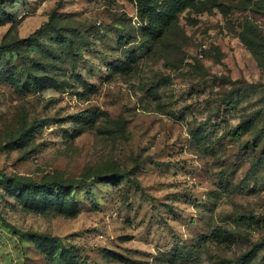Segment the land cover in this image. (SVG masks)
<instances>
[{
    "label": "rangeland",
    "instance_id": "1",
    "mask_svg": "<svg viewBox=\"0 0 264 264\" xmlns=\"http://www.w3.org/2000/svg\"><path fill=\"white\" fill-rule=\"evenodd\" d=\"M170 7L0 0V264H264V0Z\"/></svg>",
    "mask_w": 264,
    "mask_h": 264
},
{
    "label": "trees",
    "instance_id": "2",
    "mask_svg": "<svg viewBox=\"0 0 264 264\" xmlns=\"http://www.w3.org/2000/svg\"><path fill=\"white\" fill-rule=\"evenodd\" d=\"M171 1V7L170 12L166 13L165 21L169 24L173 21V18H175L176 13L181 11L184 7L188 6L190 3H192L194 0H170ZM158 3V0H138L139 4V10L140 13L143 15H147L151 13L150 8L155 6ZM172 11V12H171ZM22 183L27 188H34L36 190H47V189H53L56 191L58 198L63 199V193L66 189L69 187H72L74 185V181L72 180H44L41 182H34L30 180H22ZM64 200V199H63ZM69 203V207H72L71 202ZM224 233V231H216V234L218 236H221Z\"/></svg>",
    "mask_w": 264,
    "mask_h": 264
}]
</instances>
